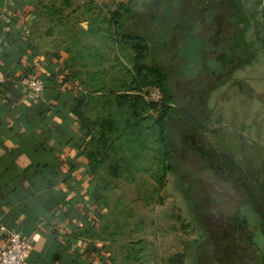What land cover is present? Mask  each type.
Here are the masks:
<instances>
[{
  "label": "rangeland",
  "instance_id": "1",
  "mask_svg": "<svg viewBox=\"0 0 264 264\" xmlns=\"http://www.w3.org/2000/svg\"><path fill=\"white\" fill-rule=\"evenodd\" d=\"M142 2L33 0L29 33L36 49L59 57L63 71L70 73L88 95L84 108L94 134L85 148H92L96 155L89 163L94 189L88 199L92 216L84 225V241L94 242L112 264H191L190 247L200 230L183 197L189 189H182L185 182L176 172L183 168L190 179L194 174L208 176V168L206 172L192 152L181 157L177 151L173 158L175 173L165 170L153 118L156 109L144 107L138 100L132 104L127 98L116 97L118 92L141 94L143 100L159 96V89L148 81V76L140 82L133 78L128 57L131 50L113 35L108 20L111 9L137 7ZM202 2L149 0L148 4L163 10L161 22L178 40L187 31L188 21L197 17ZM225 3L235 9L237 30L230 33L227 43L239 45V59L228 66L222 82L195 99L205 107L198 110L204 124L198 131L199 146L223 155L208 158L222 170L227 169V159L238 166L239 177L243 176L260 217L258 220L249 210L250 203L244 204V229L254 232L260 250L264 246V14L261 0ZM147 17L143 19L148 21ZM162 34L151 33L154 45L150 47V58L169 70V87L176 104L192 114L188 95L199 88L204 90L214 79L208 75L197 80L203 64L188 62L197 50L184 44L179 45L176 56H169L168 49V54L164 52L157 42ZM217 182L232 189L227 181ZM228 202L217 204L220 216L237 209L231 204L233 198ZM256 253L250 248L238 251L232 259L234 264H264V256L258 258Z\"/></svg>",
  "mask_w": 264,
  "mask_h": 264
},
{
  "label": "crops",
  "instance_id": "2",
  "mask_svg": "<svg viewBox=\"0 0 264 264\" xmlns=\"http://www.w3.org/2000/svg\"><path fill=\"white\" fill-rule=\"evenodd\" d=\"M33 5L0 0V69L10 75L0 83V223L30 238L21 264H112L84 241L93 190L85 146L94 134L80 110L85 90L31 42ZM29 73L42 78L40 90L16 81ZM5 236L0 229V245Z\"/></svg>",
  "mask_w": 264,
  "mask_h": 264
},
{
  "label": "trees",
  "instance_id": "3",
  "mask_svg": "<svg viewBox=\"0 0 264 264\" xmlns=\"http://www.w3.org/2000/svg\"><path fill=\"white\" fill-rule=\"evenodd\" d=\"M227 1L230 0H203L198 9L197 17L188 21L187 31L178 40L161 22L163 10H161L162 12L158 11L154 8V5H149V0H144L137 7L124 5L121 10L111 9L108 16L113 35L116 38L118 36L121 44H126L131 50L128 57L133 78L140 82V79H144L146 75L148 81L159 89L157 99L143 100L141 94L130 92H126V94L118 92L116 97L119 100L127 98L132 104L138 100L144 107L156 109L153 118L157 128V136L161 142V160L165 170L175 173L173 158L177 151L181 152L179 154L181 157L186 152H192L204 165L205 171L208 168V176L203 177L194 174L195 176L191 177L192 181L191 178L188 179L183 168L180 169L181 172H176V176H179V179L181 178L185 182L186 187H182V189H189L187 195L183 197L188 211L192 214L194 223L200 230L199 236L192 241L193 244L190 247L192 248L190 252L193 258L191 264H234L236 261L232 257L238 251L245 252L250 248L257 252L256 256L258 258L261 255L264 256V246L259 250L258 241L253 239L254 232L244 229L247 218L244 212L246 209H242L244 204L250 203L252 207L249 206V210L256 213L255 217L258 220L260 217L243 176L239 177L238 166L227 159V169L222 170L219 165L215 162L212 163L208 158L209 156L222 158L223 155L209 150L204 151L199 146L201 137L198 131L204 124H201L198 110L205 107L203 103L199 104L195 99L196 97H204V91L222 82V76L228 66L232 65V61L235 62L239 59V52L237 51L240 48L239 45L233 47L231 43H227L230 33L237 30L235 28L237 23L234 18L235 9L232 4L228 6L225 3ZM189 6L186 7L187 10H189ZM144 16H148L149 20L143 19ZM151 33H163L162 38L160 37L157 42H159V46L162 47L164 52L168 54L167 49L170 51L169 56L178 54L179 45L184 47L185 44L186 47L189 46L190 49L197 50L196 55L190 56L188 60L191 63L196 60L197 63L203 64V69L198 74L200 79L197 80H201L208 75L216 80H213L204 90L197 89L193 94L197 96L188 95L189 99L193 101H191L193 105L191 107L192 114L184 111L182 107H178L176 104L174 94L169 87V70L161 62L150 58V47L154 45L150 38ZM193 43L195 46H192ZM189 65L191 68L193 67V65ZM64 75L68 76L67 73ZM87 96L85 93L83 96L85 100L82 101V97L80 102V110L84 112V119L88 117L84 108V106L86 107ZM140 104L138 103V105ZM89 122L88 120L86 126L88 131L90 130ZM99 125L103 127L102 121H99ZM85 154L89 163L96 155L92 148L87 149ZM196 172L199 173L200 171ZM217 179L229 182L232 189L229 191L221 187L218 182L216 183ZM232 198L237 205L231 204L235 205L237 209L230 211L226 216H224L226 213L220 216V213L216 210L217 204L229 203L228 201ZM84 207L89 211L92 208L91 206L86 207V205ZM262 242L264 245L263 238ZM92 247L89 245L86 249L90 250ZM256 264L260 263L256 262Z\"/></svg>",
  "mask_w": 264,
  "mask_h": 264
},
{
  "label": "built area",
  "instance_id": "4",
  "mask_svg": "<svg viewBox=\"0 0 264 264\" xmlns=\"http://www.w3.org/2000/svg\"><path fill=\"white\" fill-rule=\"evenodd\" d=\"M9 77L10 75L0 69V83ZM15 79L19 84L34 92L42 87V78L30 73L18 75ZM90 214L91 210L89 211ZM0 229L6 231L5 243L0 245V264H21L29 250L30 238L22 236L16 228H5L2 223H0Z\"/></svg>",
  "mask_w": 264,
  "mask_h": 264
},
{
  "label": "water",
  "instance_id": "5",
  "mask_svg": "<svg viewBox=\"0 0 264 264\" xmlns=\"http://www.w3.org/2000/svg\"><path fill=\"white\" fill-rule=\"evenodd\" d=\"M261 8L263 9V14H264V0H261ZM182 109H183L184 111H187V109L184 108V107H182ZM187 112H188V111H187Z\"/></svg>",
  "mask_w": 264,
  "mask_h": 264
}]
</instances>
